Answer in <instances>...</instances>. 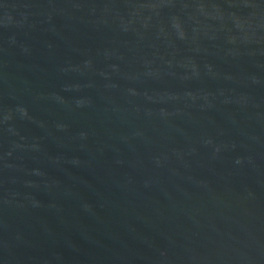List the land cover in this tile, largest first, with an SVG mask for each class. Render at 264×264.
<instances>
[{"label": "water", "instance_id": "95a60500", "mask_svg": "<svg viewBox=\"0 0 264 264\" xmlns=\"http://www.w3.org/2000/svg\"><path fill=\"white\" fill-rule=\"evenodd\" d=\"M0 264H264V0H0Z\"/></svg>", "mask_w": 264, "mask_h": 264}]
</instances>
